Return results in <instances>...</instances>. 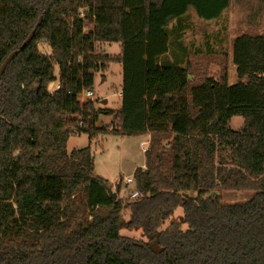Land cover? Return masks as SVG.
<instances>
[{"label":"trees","instance_id":"trees-1","mask_svg":"<svg viewBox=\"0 0 264 264\" xmlns=\"http://www.w3.org/2000/svg\"><path fill=\"white\" fill-rule=\"evenodd\" d=\"M232 1L0 0V69L42 16L0 77V264H264V33L234 37V83L226 47L184 40L191 9L213 20ZM252 1L257 16L264 0ZM105 42L120 52L99 49ZM205 59L220 66L219 79ZM114 62L123 65L121 108L82 100ZM103 115L115 126H97ZM233 116L244 118L238 129ZM146 132L145 167L133 173L139 194L128 199H113L96 173L91 142L67 149L81 133ZM219 190L254 195L226 203ZM180 205L189 228L160 230ZM124 226L161 249L136 244Z\"/></svg>","mask_w":264,"mask_h":264},{"label":"rangeland","instance_id":"rangeland-1","mask_svg":"<svg viewBox=\"0 0 264 264\" xmlns=\"http://www.w3.org/2000/svg\"><path fill=\"white\" fill-rule=\"evenodd\" d=\"M251 2L243 0L237 2L233 0L230 7L223 13L220 18L213 20H204L199 18L193 9L190 10L189 23L190 26L186 30L184 37L188 45L203 47L206 40L209 39L216 48L226 47L228 51V66H229V81L230 83L239 80L236 67L232 60L231 47L235 36L247 33H264V11L257 16L251 15ZM98 48L107 53L117 54L120 52L118 43L105 42L98 43ZM41 49L45 52H50L47 45H42ZM204 59V58H203ZM206 60L207 74L215 79H219L220 66L213 60ZM58 77V68H56ZM123 83V65L122 63L114 62L105 72H97L95 78V100L96 107H115L120 104L119 90H122ZM51 91V90H50ZM82 100L87 99L86 94L82 95ZM106 99V102H102ZM114 115H103L97 126L112 127L115 126ZM244 118L242 116H233L230 125L233 129L241 127ZM99 137V136H98ZM90 138L87 133H81L71 136L67 143L68 151L75 148L85 147L92 143L93 156L95 162V171L97 174L104 176L110 182V188L118 193V197L124 199L130 198V193L135 189V182L128 183L126 180L132 176L135 168L145 165L146 154L144 149H148L151 144L152 135L136 136V135H117V134H102L100 142L98 139ZM144 137L146 139H144ZM149 142L144 144L143 141ZM167 138H162L161 143L165 144ZM220 154L223 157H229V149L224 147L220 149ZM145 167V166H144ZM134 178V177H133ZM118 190V191H117ZM222 196V200L226 203H240L251 199L254 195L253 190H219L217 191ZM129 219V209L125 208L122 211V220ZM172 221L182 223V228H189V224L184 220L183 206H178L166 219L160 230L165 229ZM122 235L131 237L141 241L139 243H148L152 250L159 251L161 246L157 239H152L151 234H147L141 227H122L120 230ZM137 241V242H138Z\"/></svg>","mask_w":264,"mask_h":264},{"label":"water","instance_id":"water-1","mask_svg":"<svg viewBox=\"0 0 264 264\" xmlns=\"http://www.w3.org/2000/svg\"><path fill=\"white\" fill-rule=\"evenodd\" d=\"M42 23V16L39 17V20L37 22L36 27L29 33V35L25 38V40L23 41V43L16 49H14L4 60V62L1 65V69H0V77L2 76L4 70L6 69V67L8 66V64L14 59V57L20 53L33 39L36 29L37 27ZM102 102H106V99H103ZM109 192L112 195L113 199H117L118 198V193L116 191H114L112 188H109ZM136 244L139 245H144L143 243H139V242H135Z\"/></svg>","mask_w":264,"mask_h":264},{"label":"crops","instance_id":"crops-1","mask_svg":"<svg viewBox=\"0 0 264 264\" xmlns=\"http://www.w3.org/2000/svg\"><path fill=\"white\" fill-rule=\"evenodd\" d=\"M59 86V77L56 79V80H54V81H52L49 85H48V88H49V90H51V91H53L54 89H56L57 87ZM94 90H95V87H94ZM119 95H120V99H119V101H120V104H119V106L117 107V108H115V107H113L114 109H120L121 108V106H122V90L120 89L119 90ZM103 106H105V105H103ZM106 107H108V106H106ZM101 135L102 134H100L99 135V137H98V139L96 140V142H100V137H101ZM145 135H148V136H151V133L150 132H146V133H144V134H139V135H136V136H145ZM144 139H146L145 137H144ZM144 142V144H146V143H148L149 141L148 140H144L143 141ZM92 151H93V149H92ZM145 165H143V167H144ZM110 182V181H109Z\"/></svg>","mask_w":264,"mask_h":264},{"label":"built area","instance_id":"built-area-1","mask_svg":"<svg viewBox=\"0 0 264 264\" xmlns=\"http://www.w3.org/2000/svg\"><path fill=\"white\" fill-rule=\"evenodd\" d=\"M83 94H86L87 99H92V100H95V99H96V98H95V92H94V90H87V91H85ZM143 143H144V142H143ZM144 150H146V149H144ZM126 181H127L128 183H132V182H134V178H133L132 176H130V177L127 178ZM138 194H139V191H138L137 189H134V190L130 193L129 197H136Z\"/></svg>","mask_w":264,"mask_h":264}]
</instances>
